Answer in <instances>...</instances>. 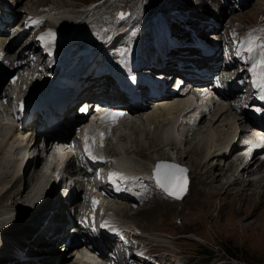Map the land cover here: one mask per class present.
I'll return each mask as SVG.
<instances>
[{
	"label": "bare ground",
	"instance_id": "obj_1",
	"mask_svg": "<svg viewBox=\"0 0 264 264\" xmlns=\"http://www.w3.org/2000/svg\"><path fill=\"white\" fill-rule=\"evenodd\" d=\"M18 1L19 0H17V3ZM21 1L24 2L25 0H21ZM54 1H55V5H53V7L50 9V13L52 14L54 12L56 13L59 12L54 15L55 20L58 21L61 20L63 24L60 26L61 28H59L54 23H50L49 26L50 31L46 30V32L43 33V35H45V40H47V41L44 40V43H49L47 48L45 47V49L44 48L41 49V43H40L41 39H39L40 37H37V33L40 30L45 29V25H47L48 20L44 21L41 26L37 28L33 27L21 35L16 33V30L14 31L9 30L8 32L7 29L0 28V83H2V79L8 75V78L10 79L11 82H9L8 85L4 87L5 89L3 88V93H4L3 96L8 100H10L9 99L10 89L14 86V84L18 82V80L19 81L25 80L27 82V87L20 88L19 96L34 91L35 94L37 92L36 90L42 83V79L44 78V76H48L50 75V73L58 71V67L51 66L49 68H44L45 65L47 66V63L50 59L56 60V59L64 58L67 59L68 61L70 58H73L76 55L79 56L81 54H84L85 55L84 58H85L86 56H90L93 52V49H91L92 40H93L92 38H95L97 36L96 37L97 43L95 45L96 46L95 49L101 51L104 45H106L107 43L105 37L107 36L110 37L114 35V31H115L114 28L117 22L116 21L114 22V19L112 20L111 18H109V20L108 18L101 20V23L103 25L105 24L108 25L109 28H103L101 27L100 24L98 25L96 21L90 19L89 21H87L86 24H84L85 27L83 28L86 30H82V28L81 30H79L80 28L78 25L79 23L77 24L79 28L73 29L75 27L73 26L75 25L74 23L79 21L80 23H83L85 20H81L80 18L68 20L67 16L70 14V12L67 11L61 13V11L63 9H70V7L66 6L61 0H54ZM233 2L236 3L235 0H233ZM29 4L30 3H27V5ZM124 4L120 6L122 8L120 9L117 8L118 15L121 16V14H123V17L126 16V14L129 12V10L127 9V7L124 6ZM116 6H118V4L115 3L106 5L104 9H102L103 14L102 15L99 14V16L97 15V17L104 18L105 15L107 17L108 14H110L109 12L114 10ZM210 7H211L210 15H212V21H214L215 23H213L211 26H208L210 22L206 21L203 25L200 26L199 31L201 34H203V37L206 40H215V43H219L216 47V52H215L216 59L212 65L214 68H218L215 72L218 75V79L221 82H226L227 77H230L231 74L237 70L240 64H245V65L248 64L247 53L246 52L244 53L242 59L235 60L234 63H231L230 65H226L224 68L220 66L218 57H224L227 55L228 57L225 58L230 59L232 56V48L234 47V44H232V41L230 40V36L228 35L229 24L225 26V29L221 30V27L223 25L222 21L224 20L226 21V17L228 18V16L231 13L224 10L222 4H219V7L217 8V12L213 11L212 6L209 5L192 6L189 11L192 14L207 13L209 12ZM17 10L13 9L10 10L9 12L11 13L17 12L18 15L21 9L17 8ZM28 15H30V17L34 16V14L30 12L28 13ZM96 18L95 20H97ZM189 21L191 22L190 26L194 28L199 26L200 21L198 20L197 17L189 18ZM113 22L114 24H112ZM216 22H218L219 24H217ZM183 23L184 20L174 21V25L180 24L179 26H181ZM219 25H221V27ZM89 29L90 31L92 29H97L98 33L92 31L89 34L87 33ZM72 31L79 33L73 37L66 36L67 33L70 34ZM181 31H183V33H188L189 30L184 28ZM222 31L226 32L225 33L226 35H224ZM48 33H52V37L50 38L51 42H48L49 40ZM99 35H101V37L103 38L102 40L100 39L101 37H99ZM85 36H87V38L81 39L82 37ZM89 36H91V38ZM263 36L264 35H262V37ZM25 38L27 39L25 40ZM189 39H190V35L187 36V40ZM22 41L24 42L20 43ZM17 43L19 44L16 45ZM21 44H23V46ZM113 45H115V43H113ZM57 47H63L61 53L56 51ZM223 51H225V53ZM38 52L41 53L40 57L39 55L36 54ZM2 54H4V58H2L1 56ZM262 59H264V56L262 57ZM67 68H69V66ZM142 68L145 69L148 68L147 63L144 60L143 63H141L136 70H141ZM261 68L262 67L259 66L258 70H261ZM24 69H30L32 74L26 79L22 76ZM46 72L48 73L46 74ZM176 72L178 76H185V72L183 70H177ZM37 74H40L41 76L40 79H36ZM242 75L249 76L248 67H246L243 71L239 73L237 80ZM60 78L61 80H63V77ZM91 79L95 81L94 85H97L99 82H101L102 78L95 77ZM250 84H251V80L247 79L246 85L249 86ZM99 85H101V87H106V89L108 90L111 87V84L108 80L99 83ZM30 87H33L32 91H29ZM252 89H254V86L249 87L248 89H246L245 92L248 93ZM240 91L241 90H239L234 84L232 94L226 95L224 97L225 101H223L222 104L217 106L215 105L214 109L210 110V112L208 113H202L199 122L194 125L193 130L191 131L193 133V134L191 133L192 136L187 134L188 137L186 136L187 139L185 138L186 139L185 142L183 140V137L192 128L188 127L183 133H180L179 129L182 128L183 125L181 126L177 125L175 119L176 115L179 113V111L183 109L185 105L184 101L186 94H184L182 87L174 93L163 94L161 97L157 98V101L156 102L154 101V103H151L150 99L145 98V101L143 102L142 105L137 107L132 105L131 108L135 109V111H133V114L135 116H138L137 119L142 121L144 125L147 126V130L145 131L147 135L143 137H137V136L133 137L134 145L129 146L128 142L124 140V138H126L129 135L128 132H126V130L129 129L130 131V129L132 128L133 132L135 133L141 130L135 128L137 127L136 123L132 127H127L125 130H122L123 128L122 125L119 126L117 128V133L119 134L117 142L116 143L114 142V137H112V142L116 144L115 147L117 148L121 147L120 150L123 151L122 153L130 154L127 157V159L125 157H122L120 160L121 161L127 160V163L130 164H132L133 162L134 165L137 166L138 164L137 158H141V155H144V153L148 151L154 153L152 156L148 155L146 157L147 160L152 161L153 164H156L157 162L165 163L167 162L168 159L172 160V157H175L173 156V154L171 156L169 153H171V150L173 151L174 149H176L178 154L176 155L175 158L184 161L187 157L188 162H190L192 165L195 164L193 168L196 167L195 170L191 169L192 182L190 185V192L201 183L203 185L202 188L205 186L207 187L210 184H214L216 190L215 192L219 193L221 189H224V185L222 183L225 182L226 185L228 184L227 188L241 187V188L249 189V190H243L242 192L238 191L237 193H235V196L237 195L238 196L237 197L234 196L235 198L232 202V206L242 201V199L244 198L243 195L248 194L249 191L251 192V194H249L250 201L249 200L248 201L254 204V199H255L254 197L257 195V192L259 190L260 191L264 190V159L262 158L263 154L261 152L256 153L251 158V160L248 161L247 164H245L242 167V169L239 170L237 169L238 167L235 169L236 165H238V163L241 162L243 158L242 154H239L241 148L239 145H236L230 152H227L222 148V144L226 139L224 141L221 140L232 134L238 124L241 128L245 129L247 127L248 121L251 120L250 116H247L246 108L244 107L245 105L243 104L235 105V102L231 103V99L235 98L236 94ZM82 96H85L82 102L91 101L92 99L88 97L93 96L92 87H90L88 91L83 89L80 92H78L75 95L76 100H78ZM110 96H111V101L122 100L121 97H118V93H116V91H112ZM245 96L246 94H244L242 97ZM16 103L18 104L19 101H13L12 103H7L6 105L8 107H11L12 104H16ZM255 103H256L255 101L251 100L249 101L248 106ZM109 105H113V104H109ZM228 110H233L234 115L229 116V114L227 113ZM55 114H57L58 116L61 115L59 113H55ZM208 114H211L209 118H207ZM195 115L196 113H193L192 115L187 116L186 119L184 118L185 122L189 119L196 117ZM62 116H63L62 129L60 132L57 133V136H59L61 139H67L68 136L71 134L72 127L78 121L80 114L77 113L74 116H72L71 109H67L62 114ZM134 121L135 118L131 122L134 123ZM39 122L42 123V116H40ZM85 122H87V120L83 121L82 123ZM131 122L127 121L126 124ZM9 123L10 122H5L4 120H0V206L2 207V202H4V200H7L5 207L9 206L10 204H16L19 207L21 204L23 205V203L19 202L18 198L23 196H24L23 200L25 199L24 201H28L30 199L32 200L30 205L31 207L35 203L38 204L39 198H44L45 202L43 201L42 203L39 204V206H36L35 209L30 211L28 214H26L24 218V223L28 227L26 231L18 232V229L20 227L15 226V223L18 220L12 222L9 225V227L11 226L13 227V229L10 235L8 236V239L10 240V243L14 244V246L11 245V249H9L8 248L9 245H6V247L4 248L5 253L0 258V264L3 263L9 264L8 260L12 257V255L13 256L16 255L18 252L17 250H19L22 246H27V245H30L28 253L30 255H33V257H36L35 261L31 260L33 264H41V262L49 263V264H82L83 262L85 264L86 261L84 259L82 260L83 254L81 252L76 253L75 248L74 250L72 249L71 247L72 245L69 248L65 249L64 251L65 255L66 252L70 251V254L67 256L62 255L61 253L62 249L61 251H58L57 249L58 248L56 246L57 241L60 239V243H62L65 240V235H63L62 233L65 230V226H66L65 224H67L68 221L70 220L69 219L70 216L68 218L67 215H71L72 213H74L75 219H72L73 221L76 220L78 221V217L81 215H84L83 217L84 219L88 214V212L92 209L89 200L92 201L97 195L107 200V203H105V205L108 209L113 208L117 210L119 214L123 215L125 212H128L129 209L128 205L130 201L135 202L136 205L146 203L149 201L150 197L152 198L153 193H156L155 190L156 183L153 179H149L148 177H139V178H133L122 181V184H124L125 187L127 186L131 191V193H133L131 197L127 196L124 193H116L108 189L106 190V192H104L102 189L98 190V188L94 186L85 185L84 180L78 178L77 182L75 183L76 191L71 190V192L74 193V195L71 198L72 199L71 202H69V204L66 202H60V204L55 208L56 202L53 200L52 197H50L49 193L45 194L43 197H40L46 190H48L46 184L47 182L50 181V175L48 172H46L44 166L45 162L43 161L44 160L43 154L40 153L36 158L30 159L29 162L25 165V167L22 168V166L20 165V160L18 158L19 157L18 152L15 156V152L17 151L16 148H14L15 146H17L15 143L16 136L13 137L6 135L9 128ZM77 123H78L77 124V128H78L79 125L82 123L81 121ZM30 124H33V122L30 121ZM223 125H227L228 128L224 127L221 129ZM30 128L34 130V128H32L31 126ZM20 132L22 134H26V130L23 131V129H21ZM222 132L223 134L224 133L225 134L222 138H219L218 136L220 134L222 135ZM13 133L14 131L12 132V134ZM79 133H81V131H79ZM200 134H203L202 137H198ZM35 136L36 135L34 133L29 134L27 137L25 136L26 141L24 143L31 141L29 144H32L33 148H35L41 144L40 142H42L41 139L42 137L44 139L46 138L45 131H41V130H39L38 135L36 137ZM215 136H217V138ZM193 138H195L194 141ZM217 139L218 141H216ZM21 141H24V139H22ZM19 143L21 142L19 141ZM186 143H188L187 146H185ZM165 145H168L169 148L165 149ZM52 146L53 143L49 144L47 148L51 149ZM152 147H156L154 148L156 150L152 151ZM193 154H195L196 157ZM91 164L100 170H103L106 167V165L96 164L92 161ZM198 166L201 168L200 170ZM84 172L88 175L93 174V171L87 168H84ZM245 172L247 173V176L248 175H253V176L252 177L249 176L245 178L244 176ZM147 173H152V170L150 169V172ZM218 188H220V190ZM89 189H92L91 194L89 193ZM156 189L159 190L160 188H157L156 186ZM61 195L63 194L61 193ZM224 195H226V192ZM157 196H159V198L161 197L159 194ZM263 197L264 195H262V198ZM115 203H119L121 205L118 206ZM162 203L165 204L166 201L165 200L159 201V204ZM242 206L243 205L241 204L239 208L240 211H238V213L242 212L241 210ZM5 207L3 206L4 210L3 212L0 213V230L5 229L8 226L7 224L3 223V221L7 217V215L5 214L8 213V209H9L8 208L6 210ZM245 207H247V205ZM51 208H55V209L53 211V215L50 217L49 223L48 224L46 223V225L40 230V232L34 236L33 233L38 229L40 223L42 222L41 221L42 217L44 216L45 219L46 218L45 216L48 215L47 210ZM94 209L96 210L97 213L100 214L103 213V211L99 208V205L93 207V210ZM134 209H136V211H140L143 210L144 207L136 208V206H134ZM246 209H248V207ZM250 210L248 212H250ZM67 212L69 214H67ZM39 214L40 216L38 217L37 215ZM31 216L33 217L30 218ZM248 216H250V213H246V215H244L245 218ZM61 220H63V222ZM231 220H235V219H231ZM52 221L55 222L52 223ZM242 221L244 220L242 219ZM77 227L81 228V226H77ZM82 231L86 233L85 228ZM57 233H59V235L56 238L53 237ZM127 235H131V232H127ZM114 238H115L114 236H110L108 240L110 241ZM83 244L76 248L83 246ZM35 245H38V247H35ZM13 247H15L14 251H13ZM145 247L147 248V246ZM102 250L105 249L103 248ZM145 264H151V261H148Z\"/></svg>",
	"mask_w": 264,
	"mask_h": 264
},
{
	"label": "rangeland",
	"instance_id": "obj_2",
	"mask_svg": "<svg viewBox=\"0 0 264 264\" xmlns=\"http://www.w3.org/2000/svg\"><path fill=\"white\" fill-rule=\"evenodd\" d=\"M61 1L66 6L70 7V9H63L61 11V13L67 11L70 12V14L67 16L68 20L77 19V18H80L81 20H85L83 23H80V21L74 23L75 25L79 23L78 24L80 27L79 30L85 27L84 24H86L87 21H89L90 19L96 21L98 25L100 24L101 27H103L101 20L107 18L108 20L109 18L113 20V16L116 15L117 13V8L119 9L122 8L120 6H122L124 3H128L127 6H129L131 9L135 8V12H138L139 17L144 16L145 19L144 21L149 20L148 16H150L151 12L156 13L158 10L156 8L157 7L159 8V6L163 7L162 5H165L167 7L170 5H175L177 7L180 6L182 8L187 6L189 9H191L192 6H200V5H209L218 8L219 6L217 7L215 5L222 4L223 9L230 12L231 14L228 16V18L226 17V21L225 20L222 21L223 27L219 25L221 27V30L225 29V26L229 24L228 27L229 29H232L234 26L240 30L239 34L241 35L242 32L246 30H250L254 28H260V29L264 28V0H245L244 3L240 4V6L238 7H236V3H234L233 0H228V1L225 0H215V1L214 0H209V1L207 0H70V1L61 0ZM235 1L237 2V0ZM18 3L21 4V7H32L33 9H36L30 12L33 13L34 15L39 12L37 8L43 9L45 7V8H49L47 10L50 11L53 5H55L54 0H25L24 2L19 0ZM27 3L30 4L27 5ZM111 3L118 4V6H116L114 10L109 12L110 14H108L107 17L105 15L104 18H100V17L98 18L97 15L99 16V14L100 15L103 14L102 9H104L106 5ZM194 3H198V4H194ZM124 6H126V4H124ZM21 7L18 8L21 9ZM210 12H211V7L209 8V12H207V14H210ZM57 13L54 12L52 13V15H55ZM95 18L97 20H95ZM142 23L144 22L142 21ZM179 25L180 24L176 26ZM232 32H233L232 30L229 31L231 37H232ZM222 33L226 35L225 34L226 32L222 31ZM21 45L23 46V44ZM225 57L228 56L226 55ZM49 67L50 66L48 64L47 66L46 65L44 66V68H49ZM47 73L48 72H46V74ZM4 80L5 78L2 79V83H0V88L1 87L3 88V86L7 84V81ZM227 113L229 114V116L234 115L233 110H228ZM210 115L211 114H208L207 118H209ZM137 117L138 116H135L134 123L133 122L127 124L125 123L122 126L123 127L122 130H125L127 127H132L136 123L137 127L135 128L141 130L137 133L133 132L132 128L130 129V131L129 129L126 130V132H128L129 135L126 137L127 139L124 138V140L128 142L129 146L134 145L133 137L135 136L143 137L147 135L145 132L147 130V126H145L142 121L138 120ZM224 127L228 128L227 125H223L221 129ZM73 133H75V129ZM191 133H192L191 131L186 133V135L183 137L184 142L187 139L186 138L187 134L191 135ZM224 134L222 132V135L220 134L218 137L222 138ZM202 135L203 134H200L198 137H202ZM118 136H119L118 133H116V135L114 136L115 143L117 142ZM215 137L217 138V136ZM194 139L195 138H193V141ZM114 142L111 143L110 148L116 152H120L121 147L119 148L115 147L116 144ZM187 145L188 143L185 144V146ZM116 148L118 151L116 150ZM154 148L156 147H152V151L156 150ZM167 148H169V146L165 145V149ZM153 153L154 152L151 153L146 151L144 155H141V158H137L138 159L137 166L142 161L141 163L143 164L141 166V169L143 168L142 169L143 171L150 172V169L148 167L149 164L148 162L150 160H147L146 157L148 155L152 156ZM169 154L171 156L173 154V156L176 157L178 152L176 151V149H174L173 151L171 150V153ZM193 155L196 157L195 154ZM175 157H172V159L177 161V163L175 161L173 162V160L168 159L167 162L162 163V165L176 166L177 169H182V170L186 168L189 172V175L191 169L195 170L196 167L193 168L195 164L192 165L190 162H188L187 157L184 161L183 160L181 161V159L179 160ZM200 169L201 168L199 167V170ZM161 173L163 174L162 171ZM176 175L182 177V173L179 171L177 172ZM244 176L245 178H247L249 176L252 177L253 175L247 176V173L245 172ZM222 184L224 185V189L220 190V188H218L220 190L219 193L215 192L216 190L214 184H210L207 187L205 186L202 188L203 185L200 183L197 187L191 190V192L189 186L186 195L180 199H177L174 196L168 195L166 193L167 196L170 198L169 199L164 192H160L162 189L161 190L156 189V185H155L156 193H153L154 197L153 196L152 198L150 197L149 201L146 202L147 204L142 203L139 205L138 204L135 205L136 208L144 207L143 210L136 211V209H131L129 207L128 212H125L124 215L130 217V219L136 222L139 227H142L144 229V232L147 235L146 238H144L143 240L145 241V239L146 240L148 239L147 240L148 242H144L143 244L147 246V248L148 246L150 248L152 245L153 247L152 249L154 251L159 250V252L162 254V256L159 259L151 262V264H185L189 260V258L190 259L194 258L196 261H200L205 259L204 256L205 248L206 249L210 248L215 252L216 257H213V260L211 261L210 264H256V263L264 264V217H263L264 197L262 198V195H264V190L262 191L259 190L257 192L258 196L256 195L254 197L255 198L254 204H252V202H249L250 201L249 194H251V192L249 191L248 194L243 195L244 198L242 199V201H240L239 203H237L236 201L237 204L235 203L236 205L232 206V202L234 198L238 196V195L235 196V193H237L238 191L242 192L243 190H249V189L241 188V187L227 188L228 184L226 185L225 182ZM225 192L226 195H224ZM158 194L162 198L161 197L159 198V196H157ZM23 198L24 196L18 198V201L22 202L24 205V203L28 201H24L25 199L23 200ZM161 200L162 201L165 200L166 203L159 204V201ZM6 201L7 200H4V202H2V207L0 206L1 209L0 213L3 212L4 210L3 206L5 207L7 203ZM115 204H117L118 206L121 205L119 203H115ZM241 204L243 205L241 207L242 212L238 213V211H240L239 208ZM246 205L248 209H246L247 208L245 207ZM249 210L250 212H248ZM232 213L234 216L232 215ZM246 213H250V216L245 218L244 215H246ZM231 219H235V220H231ZM242 219L244 221H242ZM19 222L20 221L18 220L16 222L17 224L15 223V226L20 227L18 229V232L26 231L28 227L24 223V220L23 222L22 221L20 223ZM56 246L58 247L57 248L58 251H61L62 249L61 251L62 255H65L64 253L65 248L63 247V244L60 243V240L57 241ZM35 247H38V245H35ZM69 254L70 251L66 252L65 256Z\"/></svg>",
	"mask_w": 264,
	"mask_h": 264
},
{
	"label": "snow or ice",
	"instance_id": "obj_3",
	"mask_svg": "<svg viewBox=\"0 0 264 264\" xmlns=\"http://www.w3.org/2000/svg\"><path fill=\"white\" fill-rule=\"evenodd\" d=\"M121 18H123V14H121ZM49 40L48 42H51V37L52 33H48ZM41 41L45 40V37H40ZM260 67H264V59L260 61ZM115 116L121 115L120 113H115L113 114ZM86 139V144H85V151L89 154L91 157V153L88 151V145H87V137ZM94 159V157H92ZM167 169L163 174L161 173L160 169ZM175 171L183 172L182 169H176V166H170V165H160L157 168L156 172V178H157V183L160 187L164 188L165 191L168 192L169 195L175 196V198L180 199V195L177 194V190H173V183L176 179L175 177ZM186 183V182H185ZM179 192L185 191V187L181 185L178 189Z\"/></svg>",
	"mask_w": 264,
	"mask_h": 264
},
{
	"label": "trees",
	"instance_id": "obj_4",
	"mask_svg": "<svg viewBox=\"0 0 264 264\" xmlns=\"http://www.w3.org/2000/svg\"><path fill=\"white\" fill-rule=\"evenodd\" d=\"M204 256H205V259L203 260L196 261L194 258L192 259L189 258L187 262L188 264H210L211 261L213 260V257H216L215 252L210 248L204 249ZM256 264H259V263H256Z\"/></svg>",
	"mask_w": 264,
	"mask_h": 264
},
{
	"label": "water",
	"instance_id": "obj_5",
	"mask_svg": "<svg viewBox=\"0 0 264 264\" xmlns=\"http://www.w3.org/2000/svg\"><path fill=\"white\" fill-rule=\"evenodd\" d=\"M160 171H161V169H160ZM156 172H157V170H156ZM177 181L179 182V186L183 185L185 187V191H183V192L177 191V194H179L180 197H182V194H184L188 188V176H187V169L186 168L183 170L182 177L180 178V180L177 179ZM173 190H175V189L173 188Z\"/></svg>",
	"mask_w": 264,
	"mask_h": 264
}]
</instances>
